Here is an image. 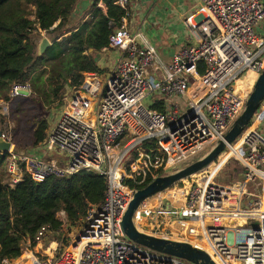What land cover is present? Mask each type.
Returning <instances> with one entry per match:
<instances>
[{
  "label": "built area",
  "instance_id": "1",
  "mask_svg": "<svg viewBox=\"0 0 264 264\" xmlns=\"http://www.w3.org/2000/svg\"><path fill=\"white\" fill-rule=\"evenodd\" d=\"M116 4L127 15L118 26L111 24L113 32L104 50H123L126 59L106 80L86 74L80 87L67 91L68 106L46 139L28 151L9 152L4 166L5 183L11 188L24 175L36 181L61 180L81 171L104 176V202L87 211L67 251L59 253V244L52 242L43 253H26L28 261L18 264H192L123 234L121 223L136 192L124 184L132 178L125 163L143 143L156 141L167 156L166 172L179 170L181 164L223 139L250 96L247 75L240 81L241 77L248 72L257 79L264 71V37L256 31L264 22V0H202V9L185 21L195 44L181 49L167 64L154 46L141 45L129 32V0ZM20 91L31 92L28 85H14L12 95ZM77 93L98 101L94 122L70 107ZM155 97L159 98L155 101ZM149 98L151 103L146 104ZM159 102L164 113L154 107ZM245 135L246 153L240 156L244 178L262 189L264 140L258 134ZM3 138L9 140L4 133ZM208 187L207 182L191 187L182 212L174 216L176 221L162 209L153 215V226L177 228L176 240L202 248L217 264H264V199L248 205L249 227L231 228L217 214L215 207L220 204L216 205ZM210 214V223L203 224V216ZM58 216L62 228L69 226L64 211ZM255 222L257 229L252 227ZM49 234V227L41 228L37 245Z\"/></svg>",
  "mask_w": 264,
  "mask_h": 264
},
{
  "label": "trees",
  "instance_id": "2",
  "mask_svg": "<svg viewBox=\"0 0 264 264\" xmlns=\"http://www.w3.org/2000/svg\"><path fill=\"white\" fill-rule=\"evenodd\" d=\"M76 2L77 0H26L25 6L35 8L32 20L16 0H0V100L8 102L14 85L32 86V75L49 62L67 61L74 71L55 90L62 102L68 91L67 85L70 89L80 87L85 73L99 72L96 54L109 46V38L113 32L111 24L118 26L127 11L116 4L118 0H93L89 18L73 29ZM100 3L106 7V13L98 7ZM40 32L47 33L52 42V46L41 57L38 56L37 45L32 39L34 33ZM200 73L204 74V69ZM60 78L61 76L56 77L55 70L51 67L49 79L60 82ZM62 102L59 105L61 107ZM154 107L165 112L161 102ZM250 126L251 123L248 127ZM5 130L8 131L7 128ZM47 130V122L40 123L34 133L33 148L46 139ZM122 144L123 142L121 146ZM7 156L8 154L0 155V264L6 260L21 258L26 240L31 241L32 247H36V236L43 227H49V236L54 235L60 239L64 228L58 219V213L64 211L69 226H76L90 208L98 207L104 202L107 192L106 178L87 171L61 180L48 178L36 181L24 175L22 182L11 188L5 183L4 166ZM166 164L167 156L161 152L156 141L143 143L131 153L125 163L128 175L132 176L125 180V186L133 191L146 188L166 172ZM202 184V179L192 177L169 191L177 190L180 186L179 190L187 192L191 187ZM142 209L143 206L140 212ZM150 214L142 211L138 219L143 220L144 224ZM143 215H146V220L142 219ZM149 220L153 226L152 219ZM137 226L143 231L138 223ZM143 229V232L155 236L177 239L168 229ZM66 243L69 244L68 240Z\"/></svg>",
  "mask_w": 264,
  "mask_h": 264
},
{
  "label": "crops",
  "instance_id": "3",
  "mask_svg": "<svg viewBox=\"0 0 264 264\" xmlns=\"http://www.w3.org/2000/svg\"><path fill=\"white\" fill-rule=\"evenodd\" d=\"M92 5L93 0H79L77 10L73 14L72 25H75L73 29L78 28L89 18L92 12ZM88 9H90L89 13H87ZM101 9L106 13L104 4ZM201 9L202 0H129L127 27L133 36H137L141 45L147 43L154 46L162 62L167 64L172 61L175 54L181 49L195 44V40L189 33L185 21ZM79 11H83L80 16L77 14ZM256 31L259 36L264 34V22L259 24ZM126 57L127 54L123 50H102L96 54L99 72L95 74L106 80L116 73L120 62L125 60ZM86 74L88 73H85L83 76ZM157 98L159 97H155V101ZM70 103V107L73 110L79 114H85L91 121H95L98 101L92 100L82 93H77L74 99L70 100ZM62 111L58 114H61ZM250 129H253V132H247L246 138L253 134H258L264 140V103L254 118ZM245 153L246 144L244 142L242 145L236 144L232 152H229L216 167H224L232 155L237 156V161L242 164L240 160ZM219 173L220 171L216 173V176ZM213 180L209 184L207 183L209 185L208 188H211L213 192V200L217 201L216 205L220 204L215 209L217 214L223 219L225 225L231 228L249 227L250 221L247 219L248 205L256 202L257 199H264V187L261 189L253 183H247L243 170L239 180L234 183L220 184L215 183ZM172 192V197L169 194L168 199L164 198L161 205L165 207L164 213L168 217L173 214L171 220L174 223L176 221L174 216L181 213L184 208L187 194L183 190H174ZM161 210L162 208L159 212ZM210 216L211 214L203 216V224L208 225L210 223ZM145 227L147 228L148 225ZM153 227L150 226L151 229ZM169 230L175 235L178 234L177 228Z\"/></svg>",
  "mask_w": 264,
  "mask_h": 264
},
{
  "label": "rangeland",
  "instance_id": "4",
  "mask_svg": "<svg viewBox=\"0 0 264 264\" xmlns=\"http://www.w3.org/2000/svg\"><path fill=\"white\" fill-rule=\"evenodd\" d=\"M25 1L26 0H16V2L21 4V8L23 10H26L29 17L32 20H34L33 13L35 11V8L32 6H25L24 5ZM78 4H79V0H77L76 2L74 11L77 10ZM82 12L79 11L77 12V14L80 16ZM89 12H90V9H88L87 13ZM74 27L75 25H72V28ZM45 37L49 39V36L45 32H40V34L34 33L32 35V39L37 45L36 47L37 54H38V46L41 40ZM49 41L51 42V39H49ZM51 67H52V70H55L56 77L61 76L60 82H57V81L54 82L53 80L49 79ZM73 73L74 71L72 70V66L68 64L67 61L64 63H62L61 61L49 62L47 66H45L42 70H39L32 75L31 77L32 86L28 85L31 90L29 96H22V95L14 96L12 95V91H11L10 99L8 100V102H5V100H0V132L2 133L5 132L6 137L13 143L12 151L24 152V151H28L32 149L33 144H34V133L36 132L40 123L47 122L48 124L47 132L50 129H52L54 126H56V124L61 118V114H58V113H60L63 110V107L67 105V102L65 100L62 102L60 97L56 96L55 90L61 83H63L64 81H67ZM245 76L247 77V83H248L246 94L251 95L254 89L255 82H256V76L247 72L245 75L241 77L240 81ZM66 89L69 90L70 86L67 85ZM61 102H62L63 107L59 106L61 105ZM150 103H151V98L147 100L146 104H150ZM252 124H253V121L251 122V126L246 128L243 135H245L247 132L248 133L253 132V129H250L252 127ZM6 128L8 129V131L5 130ZM242 136L233 144L234 146L238 143L239 140L242 139ZM122 145H124V143ZM120 149L122 151L124 148L121 147ZM208 151H209V148L204 149L203 151L199 152L197 155L193 156L190 160L181 164L179 166V171L181 169L188 167L190 164L197 162L201 158L205 157ZM228 154L229 152L226 151L224 155L221 156L220 159L215 164H213L212 166H210L209 168H207L206 170H204L203 172H201L200 174L194 177L197 179L200 178L202 179L203 183L207 182L208 184L215 177L216 178L213 181L215 183H220V184L234 183L235 181L239 180L240 175L242 174L243 168L241 164L237 161L236 159L237 156L232 155L229 159V162L224 167H219V168L216 167L220 164V161ZM176 171L178 170H168L165 173L172 174ZM219 171L220 173L218 174V176H216V173H218ZM186 180L182 182H185ZM185 185L189 186L188 183H185ZM179 188L180 186H178L177 190H179ZM169 190L154 197L153 199L147 200L143 204L142 211H144V213L145 212L151 213L149 217H147L146 219H149V218L152 219L153 215L159 213V210L161 208L164 210L165 207L161 205V202L164 201V198L168 199L169 194H170V197H172L173 195V192H172L173 190L172 191H169ZM169 192H172V193H169ZM141 212H139L137 216V223L139 227L143 231H145L143 229V228H146L145 226H143L145 224V225H148L147 231H152V229L150 228V226H152L151 225L152 223L150 220L148 222L145 221L144 224H142L143 220L138 219ZM145 217L146 215L145 216L143 215L142 219H145ZM80 225L81 223H79L76 226H71V225L66 226L63 229V234L60 239L56 238V236L54 235H51L45 238L40 245H36V247H32V244L31 246H29V243L26 240L24 242L23 255L18 260H15L16 264L21 263L22 261L24 262L28 259V255L26 253L28 254L29 252H33L35 254L37 252L43 253V251L46 250L47 247L50 246L52 242L59 244V248H58L59 253H63L67 251L69 249L68 245L74 242L75 240L74 237L77 235ZM67 240L69 243L68 245L66 243ZM28 264H31V263H28Z\"/></svg>",
  "mask_w": 264,
  "mask_h": 264
},
{
  "label": "water",
  "instance_id": "5",
  "mask_svg": "<svg viewBox=\"0 0 264 264\" xmlns=\"http://www.w3.org/2000/svg\"><path fill=\"white\" fill-rule=\"evenodd\" d=\"M52 46L48 38H43L38 46V56H43L48 48ZM22 96H29V91H20ZM264 103V71L256 79L253 92L248 98L245 109L237 120L232 124L223 139L213 144L205 157L201 158L188 167L176 171L174 173H164L157 177L146 188L137 190L134 193L129 207L125 213L121 223L123 234L131 241L152 249L154 251L164 253L184 259L192 264H217L213 258L202 248L191 245L190 243L155 236L141 231L135 221V218L143 206V204L169 189L178 183L192 178L213 164H215L221 156L243 135L246 128L254 120ZM13 143L3 138L0 132V155L11 152ZM258 222L253 223V229H257Z\"/></svg>",
  "mask_w": 264,
  "mask_h": 264
},
{
  "label": "bare ground",
  "instance_id": "6",
  "mask_svg": "<svg viewBox=\"0 0 264 264\" xmlns=\"http://www.w3.org/2000/svg\"><path fill=\"white\" fill-rule=\"evenodd\" d=\"M197 89H198V88H196V90H197ZM245 138H246V136H245ZM243 142H244V139H241V140L238 141L237 144L242 145ZM233 149H234V147H231V149H230L228 152H232ZM209 179H210V178H209ZM53 248H56V244H53Z\"/></svg>",
  "mask_w": 264,
  "mask_h": 264
}]
</instances>
